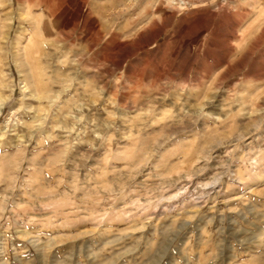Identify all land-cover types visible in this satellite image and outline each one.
<instances>
[{"label": "rangeland", "instance_id": "rangeland-1", "mask_svg": "<svg viewBox=\"0 0 264 264\" xmlns=\"http://www.w3.org/2000/svg\"><path fill=\"white\" fill-rule=\"evenodd\" d=\"M0 264H264V0H0Z\"/></svg>", "mask_w": 264, "mask_h": 264}, {"label": "bare ground", "instance_id": "bare-ground-1", "mask_svg": "<svg viewBox=\"0 0 264 264\" xmlns=\"http://www.w3.org/2000/svg\"><path fill=\"white\" fill-rule=\"evenodd\" d=\"M167 23H169V22H167ZM166 26H167V25H166ZM37 40H38V39H37ZM29 62H30V64H32L31 61H29ZM241 63H244V61L242 60ZM29 87H30V86H29ZM31 90H32V89H31ZM58 94H59V93H58ZM33 132H34V130H32L31 132H29V133H31V134H29V135L31 136V135L33 134Z\"/></svg>", "mask_w": 264, "mask_h": 264}]
</instances>
